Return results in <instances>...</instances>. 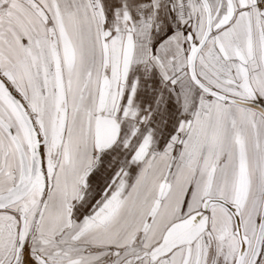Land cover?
Wrapping results in <instances>:
<instances>
[{
    "label": "snow or ice",
    "instance_id": "snow-or-ice-1",
    "mask_svg": "<svg viewBox=\"0 0 264 264\" xmlns=\"http://www.w3.org/2000/svg\"><path fill=\"white\" fill-rule=\"evenodd\" d=\"M0 264H264V0H0Z\"/></svg>",
    "mask_w": 264,
    "mask_h": 264
}]
</instances>
